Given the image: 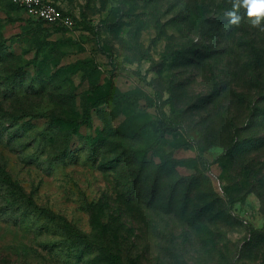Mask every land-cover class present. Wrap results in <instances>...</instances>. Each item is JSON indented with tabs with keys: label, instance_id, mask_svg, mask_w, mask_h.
Returning a JSON list of instances; mask_svg holds the SVG:
<instances>
[{
	"label": "rangeland",
	"instance_id": "rangeland-1",
	"mask_svg": "<svg viewBox=\"0 0 264 264\" xmlns=\"http://www.w3.org/2000/svg\"><path fill=\"white\" fill-rule=\"evenodd\" d=\"M50 1L0 0V264H264V20Z\"/></svg>",
	"mask_w": 264,
	"mask_h": 264
},
{
	"label": "built area",
	"instance_id": "built-area-1",
	"mask_svg": "<svg viewBox=\"0 0 264 264\" xmlns=\"http://www.w3.org/2000/svg\"><path fill=\"white\" fill-rule=\"evenodd\" d=\"M26 16L45 26L58 30H73L76 23L72 16L50 0H9Z\"/></svg>",
	"mask_w": 264,
	"mask_h": 264
},
{
	"label": "clouds",
	"instance_id": "clouds-1",
	"mask_svg": "<svg viewBox=\"0 0 264 264\" xmlns=\"http://www.w3.org/2000/svg\"><path fill=\"white\" fill-rule=\"evenodd\" d=\"M244 7L247 10V17L252 25L258 26L264 20V0H236L233 4L234 8ZM229 23L239 24L240 18L235 11L228 13Z\"/></svg>",
	"mask_w": 264,
	"mask_h": 264
},
{
	"label": "trees",
	"instance_id": "trees-1",
	"mask_svg": "<svg viewBox=\"0 0 264 264\" xmlns=\"http://www.w3.org/2000/svg\"><path fill=\"white\" fill-rule=\"evenodd\" d=\"M56 221L58 229L61 230L67 240L73 241L83 247H88L89 245H91L87 242L85 236L79 234L69 223L61 218H57Z\"/></svg>",
	"mask_w": 264,
	"mask_h": 264
}]
</instances>
